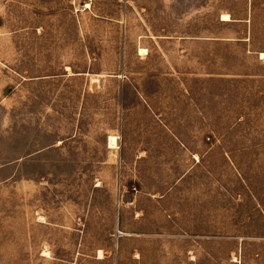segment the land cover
Returning a JSON list of instances; mask_svg holds the SVG:
<instances>
[{"label":"rangeland","instance_id":"374dc122","mask_svg":"<svg viewBox=\"0 0 264 264\" xmlns=\"http://www.w3.org/2000/svg\"><path fill=\"white\" fill-rule=\"evenodd\" d=\"M262 54L264 0H0V264H264Z\"/></svg>","mask_w":264,"mask_h":264},{"label":"bare ground","instance_id":"6f19581e","mask_svg":"<svg viewBox=\"0 0 264 264\" xmlns=\"http://www.w3.org/2000/svg\"><path fill=\"white\" fill-rule=\"evenodd\" d=\"M223 20H224V21H229V20H230V19H229V15L224 16ZM140 53H141V52H140ZM262 57L264 58V54H262ZM109 145H110V148H112V149L117 148L116 138H115V137H110Z\"/></svg>","mask_w":264,"mask_h":264}]
</instances>
